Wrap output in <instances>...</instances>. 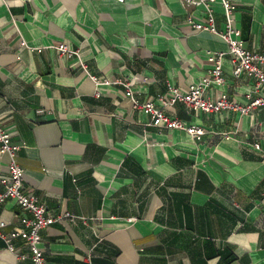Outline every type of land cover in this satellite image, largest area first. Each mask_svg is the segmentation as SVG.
Instances as JSON below:
<instances>
[{"label":"crops","instance_id":"crops-1","mask_svg":"<svg viewBox=\"0 0 264 264\" xmlns=\"http://www.w3.org/2000/svg\"><path fill=\"white\" fill-rule=\"evenodd\" d=\"M193 1L0 0V119L20 146L25 187L53 213L87 218L43 231L47 264H264L261 111L167 108L208 131L197 141L149 126L121 85L95 95L93 77L130 81L139 102L159 104L170 87L184 92L207 77L208 52L229 47L188 24L191 13L204 17ZM231 1L246 48L264 54V0ZM214 10L223 31L219 3ZM59 44L78 50L86 70L51 48ZM223 69L225 85L206 96L224 91L248 105L253 81L235 79L229 58ZM227 131L231 139L217 135ZM19 214L12 201L0 207L8 230ZM0 264L33 263L0 240Z\"/></svg>","mask_w":264,"mask_h":264},{"label":"built area","instance_id":"built-area-1","mask_svg":"<svg viewBox=\"0 0 264 264\" xmlns=\"http://www.w3.org/2000/svg\"><path fill=\"white\" fill-rule=\"evenodd\" d=\"M194 4L205 6L204 17L197 19L192 13L187 16V22L195 30L209 32L218 35L223 39L229 49L227 52H208V60L211 68L207 77L191 85L187 91L170 87L169 98L160 96L158 102H139L135 98V92L130 81H112L109 79L96 80V96L102 95L101 87H111L121 85L125 87L126 97H128L133 108L151 117L149 126L178 130L186 132L193 139L200 141L208 133L200 126H190L186 123L172 118L166 109L178 103H184L195 111L208 114L231 111L241 115H248L252 111L259 110L264 120V54L246 48L242 32L236 27L235 14L237 6L231 0H194ZM220 4L223 10L225 30H219L216 26V12L214 6ZM22 46H27L25 41ZM60 56L68 58H78L82 67L86 66L82 61L78 50H73L66 44L51 46ZM229 58L232 64V73L235 79L246 78L253 81L252 89L246 94L248 105H242L233 101L230 96L222 91L216 98L206 96V93L215 86H224L226 78L224 76V60ZM234 132H219L217 135L225 139H231ZM256 149L260 150V145L256 144ZM20 146L13 143V134L0 119V154L8 157V173L0 176V183L3 191L0 192V207L12 201L20 209L19 225L8 230V223L0 221V240L4 241L9 252L17 255L19 259H30L33 264H47L44 250L41 248L43 241L42 233L54 224L64 221L76 222L77 220L87 221V218L75 216L69 212L55 214L48 210L41 197L28 191L24 184L25 170L19 161ZM22 242V247L27 250L22 252L18 242Z\"/></svg>","mask_w":264,"mask_h":264}]
</instances>
